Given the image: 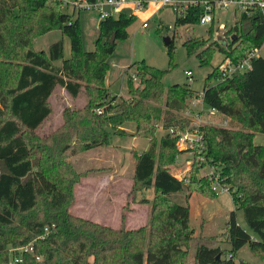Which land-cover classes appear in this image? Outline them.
Listing matches in <instances>:
<instances>
[{
	"label": "trees",
	"instance_id": "obj_1",
	"mask_svg": "<svg viewBox=\"0 0 264 264\" xmlns=\"http://www.w3.org/2000/svg\"><path fill=\"white\" fill-rule=\"evenodd\" d=\"M200 10L175 14V25L198 24ZM134 19L135 14L124 12L100 19L93 48L87 51L79 18L59 2L0 0V264L10 259V247L30 242L32 251L12 264H188L194 229L188 204L175 196L188 199L195 192L217 197L209 178L199 173L207 164L228 185L246 228L231 210L223 225L228 247L202 243L194 251V264H233L246 244L264 264V145L254 143L256 133L264 134V58L253 59L251 69L229 77L218 63L204 78V104L225 115L228 124L199 126L207 163L194 162L184 182L168 169L180 153L168 129L183 131L189 124L179 115L197 92L185 83H163L173 41L166 45L168 68L144 60L133 63L128 98L113 94L105 84L115 41L127 39ZM56 29L69 38L67 58L62 40L47 50L33 48L36 38ZM231 34L228 42L208 35L187 38L182 45L200 66L210 64L216 53L221 60H237L264 37L260 12H240ZM112 35L114 42L109 41ZM56 87L78 102L62 110L57 127L38 133L51 114L49 98ZM158 124L167 130L159 139ZM125 135L148 140V147L134 154L132 176V190L153 189L148 222L137 228L111 227L73 214L70 205L80 174L68 159Z\"/></svg>",
	"mask_w": 264,
	"mask_h": 264
},
{
	"label": "rangeland",
	"instance_id": "obj_2",
	"mask_svg": "<svg viewBox=\"0 0 264 264\" xmlns=\"http://www.w3.org/2000/svg\"><path fill=\"white\" fill-rule=\"evenodd\" d=\"M63 9L73 18H79L82 46L84 50H92L100 20L98 15L93 11L77 12L68 7H63ZM118 12L135 14V19L127 28V39L115 41L116 45L110 56V67L105 76V84L113 94L124 98H128L127 78L133 74L134 62L144 60L147 64L157 68L166 69L169 67L170 57L164 41L166 37L173 41L174 49L171 66L163 77L165 87L174 83H185L193 91L201 93L204 78L220 62V54L216 53L210 64L200 66L195 55H187L182 43L187 38L205 39L208 35L211 39H218V41L226 39L228 42L233 35L231 27L239 15V12L234 11L232 7L216 11L213 32L208 33L210 25L176 26L174 23L175 12L168 7H160L155 2H150L146 7L137 10L131 6H123ZM143 22L147 23L146 27L142 26ZM57 40L63 42L64 58L69 57V38L57 29L36 38L33 48L47 50L49 45ZM114 40L115 38L112 42ZM185 70H190L193 73L190 81L185 75ZM214 82L211 80L209 83ZM77 102L72 100L63 88L56 87L49 98L51 114L38 129V133H48L57 127L62 122V110ZM196 113L198 111H191V114H187L186 108L180 112L179 117L189 120L186 128H189L192 123L199 122ZM199 117L206 124L222 126L228 124V118L218 113L199 112ZM127 127L129 131H133L132 123L127 124ZM166 131L161 124H158L157 139ZM254 143L264 145V134L256 133ZM147 147L148 140L146 138L132 137L131 135L113 136L109 145L80 152L69 158V162L80 174L74 185V200L70 205L72 213L111 227L123 225L127 228H137L145 225L149 219L153 189L132 190V176L134 154L140 153ZM177 150L180 153L175 155L174 162L168 169L181 178L188 175L194 162L198 164L201 161L198 159L195 148H177ZM201 169L202 167H200V171ZM175 198L188 204L190 224L194 229L188 248V264H194V251L202 243L216 245L222 249L228 247L224 241L223 225L231 210L236 211L238 223L246 228L242 211L236 210L229 192L217 193V197L211 199L195 192L188 199H185L183 194L176 195ZM236 255L233 264L263 263L252 253L247 244L238 249Z\"/></svg>",
	"mask_w": 264,
	"mask_h": 264
},
{
	"label": "built area",
	"instance_id": "obj_3",
	"mask_svg": "<svg viewBox=\"0 0 264 264\" xmlns=\"http://www.w3.org/2000/svg\"><path fill=\"white\" fill-rule=\"evenodd\" d=\"M61 4L62 7L71 8L73 11H93L100 19L109 16H114L118 10L123 6H131L134 9H142L150 2L158 3L160 7H168L172 9L175 14L183 16L186 14L187 9L192 7H199L200 15L198 24L210 25L215 20V12L218 10H225L232 7L234 11L249 12L258 10L264 20V0H55ZM143 27L147 26L146 22L142 23ZM223 28V26H222ZM258 57L264 58V37L261 43L249 50L243 57L237 60L231 58H224L219 62V69L224 77H229L234 73L245 72L252 67V60ZM185 75L192 79L193 73L190 70H185ZM191 111H198L196 118L199 119L198 123H192L189 128H184L183 131H176L173 128L168 129V132L176 137V147L178 149H197L198 159L201 162L207 163L205 156L201 154L204 147V140L199 126L206 124L203 123L199 117V112L215 114L219 113L215 108L209 107L204 104L202 100V92L191 96L188 99L186 113L191 114ZM198 114V115H197ZM225 116V115H223ZM200 176L208 177L210 180L211 190L215 193L229 192L230 189L227 184L219 180V175L214 172L213 166L207 164L202 167ZM180 178V177H179ZM184 182L188 181V176L181 177ZM32 243L25 245L10 247V259L4 264H12L21 261L22 253L32 251Z\"/></svg>",
	"mask_w": 264,
	"mask_h": 264
},
{
	"label": "water",
	"instance_id": "obj_4",
	"mask_svg": "<svg viewBox=\"0 0 264 264\" xmlns=\"http://www.w3.org/2000/svg\"><path fill=\"white\" fill-rule=\"evenodd\" d=\"M113 39H114V36L112 35L109 41L112 42ZM164 41H165V44L168 45L169 42H170V39H169L168 37H166V38L164 39ZM217 258H219V255H217Z\"/></svg>",
	"mask_w": 264,
	"mask_h": 264
},
{
	"label": "crops",
	"instance_id": "obj_5",
	"mask_svg": "<svg viewBox=\"0 0 264 264\" xmlns=\"http://www.w3.org/2000/svg\"><path fill=\"white\" fill-rule=\"evenodd\" d=\"M118 13H120V12H118ZM174 174V173H173ZM175 175V174H174Z\"/></svg>",
	"mask_w": 264,
	"mask_h": 264
}]
</instances>
